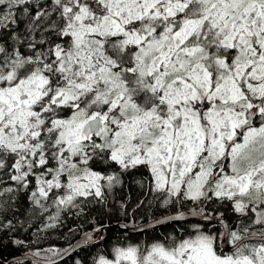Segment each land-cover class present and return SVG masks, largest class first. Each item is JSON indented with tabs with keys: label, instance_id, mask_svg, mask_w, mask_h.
Returning <instances> with one entry per match:
<instances>
[{
	"label": "snow or ice",
	"instance_id": "6c2138e0",
	"mask_svg": "<svg viewBox=\"0 0 264 264\" xmlns=\"http://www.w3.org/2000/svg\"><path fill=\"white\" fill-rule=\"evenodd\" d=\"M113 227L91 264H264V0H0V244Z\"/></svg>",
	"mask_w": 264,
	"mask_h": 264
},
{
	"label": "trees",
	"instance_id": "16d2710c",
	"mask_svg": "<svg viewBox=\"0 0 264 264\" xmlns=\"http://www.w3.org/2000/svg\"><path fill=\"white\" fill-rule=\"evenodd\" d=\"M118 196L125 197L130 196L131 197V203L134 206L137 199H145L144 193L138 189V187L135 184H130L126 188H124L120 193H118ZM143 215V213H141ZM115 218H113L114 221ZM68 225H70L73 228L77 229V233L75 234L74 238L69 237L72 239V242L74 243L79 237L82 235V231H88L91 229V225L85 223L82 220H78L77 218L70 217L67 220ZM121 232L118 230H112L109 232H106L105 240L98 245V247H88L87 251L79 250L77 251L78 255L74 253L73 255L76 257V259H82L85 261V264H91L92 256L95 255L98 248H104L108 249L109 245L112 243H116L115 237L119 235ZM68 234V228L65 227L62 229V231L59 232H37L36 227L33 226L32 228H27L25 230H20L15 232L14 234H9L12 236V240L19 239L25 242V244H33L38 245L41 248H47L50 246L60 247L64 248L67 247V241H65L62 237L64 235ZM129 239L132 242H138L143 239H152V236L149 235L148 237H143L140 234H127ZM12 240H9L8 238L4 239L3 244H0L1 249V255L4 258H14L18 256L25 255L26 252L34 249H29L27 247H20L12 242ZM0 264H6L0 262ZM9 264H15V262L9 263ZM25 264H29L28 260H25ZM60 264H73V259L70 256Z\"/></svg>",
	"mask_w": 264,
	"mask_h": 264
},
{
	"label": "water",
	"instance_id": "95a60500",
	"mask_svg": "<svg viewBox=\"0 0 264 264\" xmlns=\"http://www.w3.org/2000/svg\"><path fill=\"white\" fill-rule=\"evenodd\" d=\"M112 230H118V231H120L121 232V230L120 229H118V228H115V227H113V229ZM128 234H139V233H135V232H133V233H128ZM105 237H106V233H105ZM105 237H104V240H105ZM80 239V237L77 239V240H79ZM76 240V241H77ZM103 240V241H104ZM75 241V242H76ZM74 242V243H75ZM102 243V242H101ZM100 244V243H99ZM98 244V245H99ZM82 247H86V246H81V247H78L77 248V251H79V250H81V248ZM70 257V256H69ZM69 257H66L64 260H66L67 258H69ZM25 258V255H22V256H18V257H14V258H4V257H2V255H1V249H0V262H2V263H6V264H9V263H12V262H15L16 260H18V259H24ZM27 260V259H26ZM63 260V261H64ZM63 261H61V262H63ZM60 262V263H61Z\"/></svg>",
	"mask_w": 264,
	"mask_h": 264
}]
</instances>
